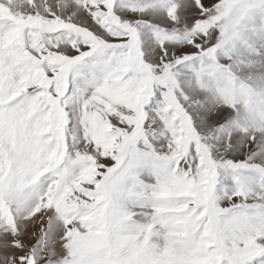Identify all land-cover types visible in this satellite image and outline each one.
Segmentation results:
<instances>
[{
  "label": "snow or ice",
  "instance_id": "snow-or-ice-1",
  "mask_svg": "<svg viewBox=\"0 0 264 264\" xmlns=\"http://www.w3.org/2000/svg\"><path fill=\"white\" fill-rule=\"evenodd\" d=\"M0 264H264V0H0Z\"/></svg>",
  "mask_w": 264,
  "mask_h": 264
}]
</instances>
